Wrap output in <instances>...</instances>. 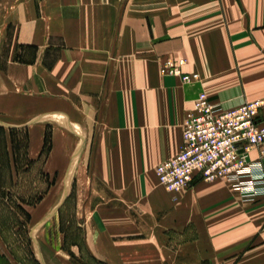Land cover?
Returning a JSON list of instances; mask_svg holds the SVG:
<instances>
[{
  "label": "crops",
  "instance_id": "obj_1",
  "mask_svg": "<svg viewBox=\"0 0 264 264\" xmlns=\"http://www.w3.org/2000/svg\"><path fill=\"white\" fill-rule=\"evenodd\" d=\"M181 58L199 82L160 73ZM202 92L225 109L264 97V0H0V112L52 118L59 103V125L99 121L94 182L116 202L99 211L116 250L94 240L95 257L264 264V197L243 201L222 180L178 194L158 182Z\"/></svg>",
  "mask_w": 264,
  "mask_h": 264
},
{
  "label": "rangeland",
  "instance_id": "obj_2",
  "mask_svg": "<svg viewBox=\"0 0 264 264\" xmlns=\"http://www.w3.org/2000/svg\"><path fill=\"white\" fill-rule=\"evenodd\" d=\"M59 106L52 118L32 116L39 111L31 107L0 112L7 123L0 126L3 264H41L40 253L46 264H115L92 252L94 240L106 255L116 250L104 240L115 232L99 213L116 202L94 182L99 121L70 117L59 125Z\"/></svg>",
  "mask_w": 264,
  "mask_h": 264
},
{
  "label": "built area",
  "instance_id": "obj_3",
  "mask_svg": "<svg viewBox=\"0 0 264 264\" xmlns=\"http://www.w3.org/2000/svg\"><path fill=\"white\" fill-rule=\"evenodd\" d=\"M185 59H167L162 75L184 84L200 81V75L184 71ZM256 151L257 158L251 154ZM264 97L225 109L209 96L199 94L194 110L184 122L180 152L156 168L159 184L168 192L181 193L195 181L222 180L243 201L264 197Z\"/></svg>",
  "mask_w": 264,
  "mask_h": 264
},
{
  "label": "trees",
  "instance_id": "obj_4",
  "mask_svg": "<svg viewBox=\"0 0 264 264\" xmlns=\"http://www.w3.org/2000/svg\"><path fill=\"white\" fill-rule=\"evenodd\" d=\"M2 195V187H1V184H0V196Z\"/></svg>",
  "mask_w": 264,
  "mask_h": 264
}]
</instances>
